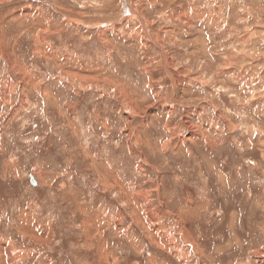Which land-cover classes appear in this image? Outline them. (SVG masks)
<instances>
[{
    "label": "rangeland",
    "instance_id": "1",
    "mask_svg": "<svg viewBox=\"0 0 264 264\" xmlns=\"http://www.w3.org/2000/svg\"><path fill=\"white\" fill-rule=\"evenodd\" d=\"M263 31L264 0H0V264H264Z\"/></svg>",
    "mask_w": 264,
    "mask_h": 264
},
{
    "label": "bare ground",
    "instance_id": "2",
    "mask_svg": "<svg viewBox=\"0 0 264 264\" xmlns=\"http://www.w3.org/2000/svg\"><path fill=\"white\" fill-rule=\"evenodd\" d=\"M181 19V22L182 23H185L186 25H191V23H193V21H194V16H191V15H189V14H186V15H183V17H181L180 18ZM249 31H251V30H249ZM264 32V31H263ZM249 36H248V38H247V40H248V42H250V41H252L251 40V35H252V32H249V34H248ZM257 35V34H256ZM142 37H145L146 38V35L144 34ZM142 37H140V38H142ZM246 43V42H245ZM157 44H158V46H159V48H161L162 49V47H161V43L160 42H157ZM198 44V43H197ZM256 44V43H255ZM251 50V49H250ZM207 51V50H206ZM202 53V52H201ZM206 53V52H205ZM213 53V52H212ZM259 56V55H258ZM168 57V56H167ZM247 57V56H246ZM251 57V56H250ZM254 57H252V59H253ZM260 60V59H259ZM190 62V61H189ZM257 62H258V60H257ZM259 63V62H258ZM170 64V63H169ZM175 64V63H174ZM256 64V63H255ZM252 67H254L253 65H251ZM264 67V66H263ZM247 68H249L250 69V67L248 66ZM169 69V68H168ZM253 69V68H252ZM170 70V69H169ZM244 70V69H243ZM263 71V70H262ZM262 74L264 75V71L262 72ZM178 83V81L176 80L175 81V84H177ZM210 83V82H209ZM7 84V83H6ZM10 88H12V86H11V84L9 85V87H8V89L10 90ZM5 93V91H3V90H1L0 91V95H2L3 96V94ZM23 106V105H22ZM196 135L197 136H200V134L198 133V132H196ZM192 137V136H191ZM208 143L211 145V142L210 141H208ZM13 251V250H12ZM260 254H264V250H262L261 252H260ZM259 264H263V263H259Z\"/></svg>",
    "mask_w": 264,
    "mask_h": 264
},
{
    "label": "water",
    "instance_id": "3",
    "mask_svg": "<svg viewBox=\"0 0 264 264\" xmlns=\"http://www.w3.org/2000/svg\"><path fill=\"white\" fill-rule=\"evenodd\" d=\"M30 184H31L32 186H34V181H33V178H32V177H30Z\"/></svg>",
    "mask_w": 264,
    "mask_h": 264
},
{
    "label": "crops",
    "instance_id": "4",
    "mask_svg": "<svg viewBox=\"0 0 264 264\" xmlns=\"http://www.w3.org/2000/svg\"><path fill=\"white\" fill-rule=\"evenodd\" d=\"M183 17V16H180V18ZM180 20V19H179ZM182 23V22H181ZM184 25V24H183ZM100 37V36H99ZM104 42V41H103Z\"/></svg>",
    "mask_w": 264,
    "mask_h": 264
}]
</instances>
